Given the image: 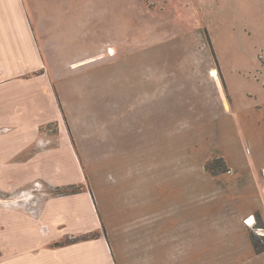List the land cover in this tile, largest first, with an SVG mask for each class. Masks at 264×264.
Instances as JSON below:
<instances>
[{
  "label": "rangeland",
  "instance_id": "rangeland-1",
  "mask_svg": "<svg viewBox=\"0 0 264 264\" xmlns=\"http://www.w3.org/2000/svg\"><path fill=\"white\" fill-rule=\"evenodd\" d=\"M18 1L23 14L12 27L18 59L29 76L44 71L59 107L60 122L39 127L33 151L66 145L54 159L56 180L84 182L59 191L92 189L103 234L113 244L132 245L125 264L154 241L141 234L153 229L150 203L136 186L121 190L122 182L140 181L138 169L145 166L149 183L153 166H201L213 178L231 166L264 167V0ZM25 20L33 35H25ZM31 53L26 66L23 56ZM85 58L92 59L78 62ZM12 85L20 105L42 120L45 106L25 99L23 89L31 88ZM37 182L19 203L36 205L48 193ZM245 187L217 211L241 216L258 207L264 213V189ZM254 223L244 225L260 227ZM127 230L131 237H120Z\"/></svg>",
  "mask_w": 264,
  "mask_h": 264
},
{
  "label": "crops",
  "instance_id": "crops-1",
  "mask_svg": "<svg viewBox=\"0 0 264 264\" xmlns=\"http://www.w3.org/2000/svg\"><path fill=\"white\" fill-rule=\"evenodd\" d=\"M19 11L23 14L18 0H0V195H13L10 200L0 198V264H125V256L134 251L132 245L126 246V242L121 245L119 241L113 244L111 237L103 234L92 189L60 193L63 188H74L84 182V178L82 182L81 179L63 183L56 180L54 174L60 166L54 159L61 144L33 151L34 143L39 140V127L54 120L60 122L56 116L59 107L55 96H51L48 80L41 76L44 71L34 77L31 72L29 76L28 67L22 69L18 37L12 33L13 20L19 19ZM29 12L26 9L27 17ZM29 23L30 32L25 20V35H33ZM23 59L28 66L33 61L32 53ZM215 74L218 82L216 71ZM35 80H42V87H37ZM15 82L31 88L23 89L30 104L45 106L42 120L32 119L33 114L20 105L18 88L13 90ZM40 95L43 102L38 100ZM59 137L65 145V131L61 130ZM62 148L66 149V145ZM137 171L140 181L122 182L121 190L136 186V191L140 190L144 200L150 203L154 211L153 229L141 234L152 236L154 241L147 248H139V258L134 264H264V247L256 246L251 237L264 240V208L259 213L258 207H254L241 216L234 211L216 209L219 204L222 208L237 199L247 184L263 190L264 167L231 166L213 178L201 166H153L152 172L148 171L153 173L149 183L143 178L145 166ZM10 172L12 176L7 175ZM40 180L48 187V193L36 205L19 203L26 198L19 200L17 191L32 196L27 189L34 183L40 185L37 182ZM219 183L224 185L223 189ZM206 200L211 201L206 204ZM145 209L141 210L145 212ZM248 217L254 218L255 227H260H246L244 220ZM118 233L123 239L131 237L128 230L125 234ZM144 254L148 256L145 258Z\"/></svg>",
  "mask_w": 264,
  "mask_h": 264
},
{
  "label": "bare ground",
  "instance_id": "bare-ground-1",
  "mask_svg": "<svg viewBox=\"0 0 264 264\" xmlns=\"http://www.w3.org/2000/svg\"><path fill=\"white\" fill-rule=\"evenodd\" d=\"M214 72V71H213ZM29 196H31V195H29ZM8 205V204H7ZM14 206V205H13ZM253 221H254V218H252V217H249V218H247V220L244 222V224H246V225H249L250 227H252L253 226Z\"/></svg>",
  "mask_w": 264,
  "mask_h": 264
},
{
  "label": "built area",
  "instance_id": "built-area-1",
  "mask_svg": "<svg viewBox=\"0 0 264 264\" xmlns=\"http://www.w3.org/2000/svg\"><path fill=\"white\" fill-rule=\"evenodd\" d=\"M20 196L23 197L24 194L23 193H20ZM27 200V198L25 199V201ZM24 201V200H23ZM21 202V201H20ZM255 224V223H254ZM249 226V225H248Z\"/></svg>",
  "mask_w": 264,
  "mask_h": 264
},
{
  "label": "trees",
  "instance_id": "trees-1",
  "mask_svg": "<svg viewBox=\"0 0 264 264\" xmlns=\"http://www.w3.org/2000/svg\"><path fill=\"white\" fill-rule=\"evenodd\" d=\"M70 192H67L66 194H69Z\"/></svg>",
  "mask_w": 264,
  "mask_h": 264
}]
</instances>
